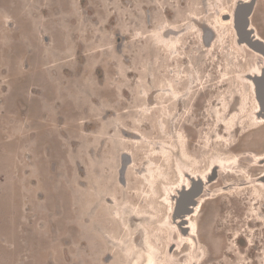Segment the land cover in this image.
<instances>
[{"label":"rangeland","instance_id":"obj_1","mask_svg":"<svg viewBox=\"0 0 264 264\" xmlns=\"http://www.w3.org/2000/svg\"><path fill=\"white\" fill-rule=\"evenodd\" d=\"M234 3L0 0V264H139L146 244L163 264H264V199L235 190L264 173V127L238 80L256 60L217 26ZM215 156L232 161L201 242L176 240L178 166Z\"/></svg>","mask_w":264,"mask_h":264},{"label":"bare ground","instance_id":"obj_2","mask_svg":"<svg viewBox=\"0 0 264 264\" xmlns=\"http://www.w3.org/2000/svg\"><path fill=\"white\" fill-rule=\"evenodd\" d=\"M237 1H240V0H236V2ZM242 1L248 2L249 0H242ZM257 1H255V4L252 8V13L249 16V20H250L249 28L254 32L255 38L258 40H261L264 43V38L260 37L259 31H258V29L255 26L254 21H253V16L255 15V10H256L257 5H258ZM234 8L235 7L233 4V6H230L228 8H224L221 11V13L218 17V20H217L218 21L217 26L223 25V26L228 27L229 28V34L231 37V41L235 47V50L237 49L238 52H239V50H243L244 51L243 53L245 56L246 55H252V58H253L252 60H256V62L255 63L253 62L252 66H250L249 70H245V68H243L242 71L244 73H240V72L238 73L239 74L238 80L246 86V88L249 91L251 98L253 100L252 116L255 120V123L257 124L256 126L261 125L264 127V117L262 116V113L260 111L261 110L260 109V103L258 102L259 100L257 99V95L255 94V83L252 80V76H254V77L261 76V74H262V68L264 66L262 61H263L264 56L260 52L251 48V46L248 43H246L245 41H243V40L239 41V36L237 34L236 28L233 25L234 24V22H233ZM162 37H163V39H165L164 36H162ZM163 39H161V40H163ZM241 55H242V53H241ZM244 55H242V56H244ZM236 57H237V61H240L238 55ZM249 61L250 60H248V62ZM243 62H244V66H245L246 60L244 58H243ZM174 80L175 81L173 83H171L173 88L176 87L177 82H178L177 79H174ZM169 82H171V80H168V84H170ZM165 85L167 87V82L165 83ZM169 89L171 90V88H167V90H169ZM164 98H165V95H157V97L153 98V99H154L157 106L162 107L163 105L161 103H162ZM134 123L136 124L138 122H134ZM126 131L130 134H136V135L138 134V132L134 131V130L126 129ZM136 148H137V146H136ZM139 148L140 147H138L136 150H138ZM126 153H127V151H126ZM253 154H254V158L256 159V161H258L257 163L262 164L264 161V152L263 153H253ZM183 158H184L183 161H185V163H187L186 160H188V159L185 156ZM146 159H149V158L144 157V160H146ZM189 160H192V159L189 158ZM150 161L152 163H154L152 160H150ZM231 161L232 160H230L229 158H226V157L215 156L211 164H209L203 170H198V171H196V169L194 168L195 162L191 164L192 167H190V169L183 166V164H180L178 166V170H177L178 177H177V179L178 178L180 179V176H181V181H180L181 183H179V181H177L178 183L177 184L175 183L176 185L173 187L172 190L170 189L171 191L167 190L168 191L167 192L168 197L166 200L168 202L170 209H171V212H172L171 217L168 219V223L166 224V226H167L166 228H168V229L173 228V238H175V239L180 238V240H184V241H186V243H188L189 241L192 244L194 243V241H195L194 235L198 236L197 228L199 226L198 223H199L201 208L204 205V203L206 202V200L209 199V197L208 198L206 197V194H208V191L210 190L209 186H210L211 182H214L213 180H215V179H213V180L208 179L209 174L211 172V169L214 170V177L217 178L221 173H225L226 171L230 172L229 168H226V166H230L231 164L229 165V163ZM236 161H237V159L235 160V163H236ZM232 164H234V162ZM215 172H216V174H215ZM250 178H252V177L248 176V180H245L241 183H237V187L235 188V190L239 191L237 198L239 200H241V199L243 200L246 197L245 196V190L247 188V192H250V191L252 192V198L250 200L253 201V204H258V201L262 202L264 199V173L255 179H250ZM191 181L192 182L196 181L194 183L195 188H197L199 186V182H203V186H201L202 187L201 192L196 197L195 204L191 206V210L189 212L186 211L185 208L187 206V203H189V202L191 203V199L189 198V196L187 194L184 193L181 197V200H180L181 202L178 203L179 205L177 204V206H176V211H173V209H174L173 206L176 203L175 199H176V196L178 195L177 188L182 187V191H184L185 189L190 188ZM249 183H252V185H249L246 187H241L242 185L249 184ZM123 184L125 185V181L123 182ZM226 187L227 186H225L224 188H226ZM225 192L227 193V190H224L221 193H225ZM227 195H229V194H227ZM229 196L231 197V195H229ZM251 201L249 203H251ZM167 202H165V203H167ZM184 212L186 213V216L183 218H180L179 213H184ZM213 226H216V223ZM198 239H199V236H198ZM238 240L242 241V238L238 237ZM199 241H200V239H199ZM172 245H174V241L172 242ZM150 247L151 246H149L148 244H146L143 247V250H142L143 251V257L141 258V261L139 264H163V263L158 262V260L160 261L161 256H154ZM171 250H172V248L169 250V253ZM175 251H177V249ZM134 260H135V258H132V260L129 262V264H136Z\"/></svg>","mask_w":264,"mask_h":264},{"label":"water","instance_id":"obj_3","mask_svg":"<svg viewBox=\"0 0 264 264\" xmlns=\"http://www.w3.org/2000/svg\"><path fill=\"white\" fill-rule=\"evenodd\" d=\"M255 1L256 0H249L248 2H243L242 0H240L236 2L235 0V3H234L235 8L233 11V22H234L233 25L236 28L237 34L239 36V41L240 40L245 41L251 46V48L260 52L264 56V43L261 40L256 39L254 36V32L249 28L250 26L249 16L252 13V8L255 4ZM252 80L255 83V94L257 95V99L259 100L258 102L260 103V109H261L260 111L262 113V116L264 117V66L262 68L261 76H256V77L252 76ZM208 179L209 180L215 179L214 170L211 169ZM195 182L191 181L190 188L185 189L184 190L185 192L182 191V187L177 188L178 195L176 196V199H175L176 203L173 206L174 208L173 211H176V206L178 203L181 202L180 200L184 193L187 194L189 198L191 199V203L190 202L187 203V206L185 209L188 212L191 210V206L195 204L196 197L201 192V189H202L201 186H203V182H199V186L195 188L194 187ZM185 216H186L185 212L179 213L180 218H183ZM194 240H195V235H194Z\"/></svg>","mask_w":264,"mask_h":264}]
</instances>
